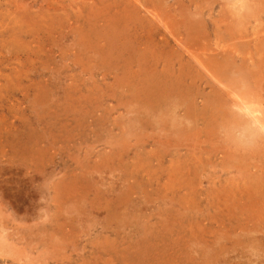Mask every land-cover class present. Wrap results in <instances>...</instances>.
<instances>
[{"label":"rangeland","instance_id":"374dc122","mask_svg":"<svg viewBox=\"0 0 264 264\" xmlns=\"http://www.w3.org/2000/svg\"><path fill=\"white\" fill-rule=\"evenodd\" d=\"M263 114L264 0H0V264H264Z\"/></svg>","mask_w":264,"mask_h":264},{"label":"bare ground","instance_id":"6f19581e","mask_svg":"<svg viewBox=\"0 0 264 264\" xmlns=\"http://www.w3.org/2000/svg\"><path fill=\"white\" fill-rule=\"evenodd\" d=\"M245 101V100H244ZM252 102H253V100H251ZM250 102V101H249ZM260 102V101H259ZM242 103V102H241ZM248 104V103H247ZM250 104V103H249ZM251 104H253V103H251ZM257 104H258V102H257ZM255 105H256V103H255ZM261 105V104H260ZM252 106V105H251ZM254 106V105H253ZM262 106V105H261ZM258 107V106H257ZM260 107V106H259ZM240 109V108H239ZM251 109V108H250ZM249 109V110H250ZM257 109H259V108H257ZM245 110V109H244ZM248 110V111H249ZM259 111V110H258ZM244 114V113H243ZM246 115H247V113H246ZM264 115V114H263ZM185 116V115H184ZM245 116V115H244ZM248 117V116H247ZM252 117V119L254 118V120L253 121H257L256 119H255V115L254 116H251ZM247 120V119H246ZM259 120V119H258ZM246 123H247V121H246ZM179 124V123H178ZM247 125V124H246ZM255 126V125H254ZM257 126H259V125H257ZM249 126H247V128H248ZM260 127V126H259ZM262 127V126H261ZM263 127H264V125H263ZM255 129H257V128H255ZM251 131V130H250ZM255 131V130H254ZM258 132H260V130L258 131ZM252 134V133H251ZM259 134V133H258ZM261 134V133H260ZM242 136V135H241ZM176 167H178V166H176ZM177 169V168H176ZM170 170V169H169ZM177 170H179V168L177 169ZM182 174V173H181ZM247 190H249V189H247ZM251 191V190H250ZM128 194V193H127Z\"/></svg>","mask_w":264,"mask_h":264}]
</instances>
